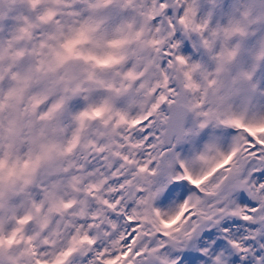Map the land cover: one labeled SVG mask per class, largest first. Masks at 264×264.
Listing matches in <instances>:
<instances>
[{
    "label": "snow or ice",
    "instance_id": "obj_1",
    "mask_svg": "<svg viewBox=\"0 0 264 264\" xmlns=\"http://www.w3.org/2000/svg\"><path fill=\"white\" fill-rule=\"evenodd\" d=\"M0 264H264V0H0Z\"/></svg>",
    "mask_w": 264,
    "mask_h": 264
}]
</instances>
